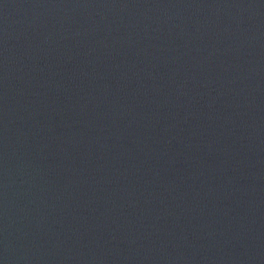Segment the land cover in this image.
Segmentation results:
<instances>
[{
    "label": "water",
    "instance_id": "1",
    "mask_svg": "<svg viewBox=\"0 0 264 264\" xmlns=\"http://www.w3.org/2000/svg\"><path fill=\"white\" fill-rule=\"evenodd\" d=\"M0 264H264V0H0Z\"/></svg>",
    "mask_w": 264,
    "mask_h": 264
}]
</instances>
